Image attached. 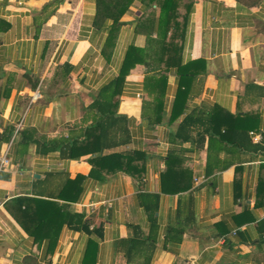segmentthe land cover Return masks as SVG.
Segmentation results:
<instances>
[{
	"label": "crops",
	"instance_id": "crops-1",
	"mask_svg": "<svg viewBox=\"0 0 264 264\" xmlns=\"http://www.w3.org/2000/svg\"><path fill=\"white\" fill-rule=\"evenodd\" d=\"M177 1L0 0V264H264V0Z\"/></svg>",
	"mask_w": 264,
	"mask_h": 264
},
{
	"label": "trees",
	"instance_id": "trees-1",
	"mask_svg": "<svg viewBox=\"0 0 264 264\" xmlns=\"http://www.w3.org/2000/svg\"><path fill=\"white\" fill-rule=\"evenodd\" d=\"M134 0H96V25L101 26L106 20L111 19L114 26H118V20L122 14L128 9L129 5ZM144 2H155L161 9V32L164 31L163 40L167 31L172 28L170 24V17L174 16L177 10V0H143ZM2 23L0 22V29ZM175 48L174 44L164 45L165 49ZM141 51L135 48H130L128 51V59L124 63V69L121 71L119 78L116 80L117 84H121L125 75L129 72L131 66L138 64L137 55ZM132 60V61H131ZM131 61V64L130 62ZM128 62V63H127ZM129 64V66H128ZM70 155H72L70 153ZM111 160H117V156L113 155ZM34 203V206H32ZM6 211L13 217L18 225L29 235L34 237L36 241H40L43 237H48L46 231L49 225L60 226L62 224H69L76 221L78 217L70 214L64 206H58L55 203L44 202L39 199L30 200L26 198H18L9 201L5 207Z\"/></svg>",
	"mask_w": 264,
	"mask_h": 264
},
{
	"label": "built area",
	"instance_id": "built-area-1",
	"mask_svg": "<svg viewBox=\"0 0 264 264\" xmlns=\"http://www.w3.org/2000/svg\"><path fill=\"white\" fill-rule=\"evenodd\" d=\"M251 135H252V139L255 141L259 139V135H255L253 132L251 133ZM263 158H264V154H263ZM262 162L264 163V160ZM10 164H11V160L7 151L5 153H0V172L6 169L7 167H9Z\"/></svg>",
	"mask_w": 264,
	"mask_h": 264
}]
</instances>
